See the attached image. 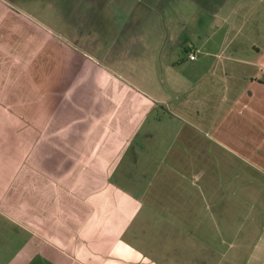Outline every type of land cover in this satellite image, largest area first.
I'll use <instances>...</instances> for the list:
<instances>
[{
    "label": "crops",
    "instance_id": "obj_1",
    "mask_svg": "<svg viewBox=\"0 0 264 264\" xmlns=\"http://www.w3.org/2000/svg\"><path fill=\"white\" fill-rule=\"evenodd\" d=\"M149 1L0 0V264H264V0Z\"/></svg>",
    "mask_w": 264,
    "mask_h": 264
},
{
    "label": "rangeland",
    "instance_id": "obj_2",
    "mask_svg": "<svg viewBox=\"0 0 264 264\" xmlns=\"http://www.w3.org/2000/svg\"><path fill=\"white\" fill-rule=\"evenodd\" d=\"M8 1H9L8 4L14 7L13 8L14 10L18 11L17 18L19 20L32 22V25L37 26L39 32L43 30L48 33H51V35L54 36L61 35L60 33L61 28L60 26L58 27V25L54 23L55 19L51 15L55 10L54 6L51 5L50 2L51 0H35L38 2H33V1L30 2V0H8ZM75 3L73 2V0H70L71 7H73L72 5L73 4L75 5ZM148 3L151 8L155 9L154 7L156 3L154 1L148 2V0H85V3L83 2L82 5H85L87 8L90 7L89 5H94L92 7L94 11L91 13V18L89 17V19H92L94 14L97 13H98L97 14L98 17L101 10L103 12L100 16V20L102 21L101 25L109 26L108 24H114L115 26L120 27L121 25L124 26V24H126L125 22H127L128 20L127 17H125L124 15L125 10H127L125 9V7L129 9L137 7L136 8L137 10L141 6ZM137 17L138 16H135L134 20H137ZM130 20H132V18H130ZM156 20H158V14L154 13L153 18H151V21L156 22ZM97 23L99 24L100 21L98 20ZM116 30L117 29H115L114 31ZM86 31L88 32V30ZM92 31L95 32L93 33V37H95L96 35L97 38H101V39L103 38L100 32H97L95 29H92ZM138 33L140 34V30L138 31ZM113 34L109 36V38L111 37V41H110L111 43H113L112 40L116 38V36H114ZM101 46L103 47L104 45H100L99 47L101 48Z\"/></svg>",
    "mask_w": 264,
    "mask_h": 264
},
{
    "label": "built area",
    "instance_id": "obj_3",
    "mask_svg": "<svg viewBox=\"0 0 264 264\" xmlns=\"http://www.w3.org/2000/svg\"><path fill=\"white\" fill-rule=\"evenodd\" d=\"M190 58L191 59H195L196 58V53L195 52H191L190 53Z\"/></svg>",
    "mask_w": 264,
    "mask_h": 264
}]
</instances>
